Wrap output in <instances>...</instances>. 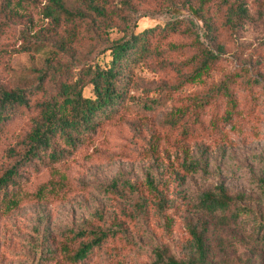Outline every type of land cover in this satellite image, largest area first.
Returning <instances> with one entry per match:
<instances>
[{"label": "rangeland", "instance_id": "1", "mask_svg": "<svg viewBox=\"0 0 264 264\" xmlns=\"http://www.w3.org/2000/svg\"><path fill=\"white\" fill-rule=\"evenodd\" d=\"M240 1L247 16L234 27L211 4L207 36L178 0H107L108 17L56 28L39 13L42 0H0V87L38 85L36 100L54 91V70L75 74L99 61L120 30L156 27L154 53L122 81L116 113L66 159L26 171V192L44 189L40 199L0 207V264H151L157 249L185 261L193 255L189 228L203 222L211 264H264V229L251 216L222 225L198 207L201 193L222 184L264 217V0ZM170 21L178 28L165 34L159 26ZM204 50L218 59L198 71ZM226 81L233 107L213 94ZM173 111L184 113L175 126L165 122ZM30 126L22 110L0 132V175L22 153ZM91 229L112 234L74 260L88 241L75 233Z\"/></svg>", "mask_w": 264, "mask_h": 264}, {"label": "trees", "instance_id": "2", "mask_svg": "<svg viewBox=\"0 0 264 264\" xmlns=\"http://www.w3.org/2000/svg\"><path fill=\"white\" fill-rule=\"evenodd\" d=\"M42 1L39 13L49 20V26L55 28L61 23L82 20L89 14L108 17L107 0H81V7L72 4L70 0ZM178 1L202 22L207 36H211L214 31L213 21L207 12L212 3L216 2V5L225 8V25L234 27L247 16L244 3L240 0ZM178 24V21H170L159 27L163 33L172 34L177 30ZM155 29L153 27L129 33L127 29L120 30L121 36L110 41L102 51L99 61L85 65L75 74L68 70H54L57 71L53 74L54 91L43 99H35L34 90L38 85L11 90L0 87V132L17 111L24 110L31 125L20 141L22 153L0 175V207L14 208L24 202L40 199L44 189L37 190L35 194L26 192V171H37L45 165H53L66 159L94 132L100 121L116 113L124 101L122 81L136 62L145 60L154 53L150 41ZM61 43L60 41L58 45L63 46ZM204 51L203 58L198 62V71L214 64L218 59L209 50ZM37 78L43 80L44 76ZM87 87L90 88V95L84 94ZM213 94L229 97L231 107L234 106L235 101L228 90L227 81L219 84ZM208 100V97L199 99L198 104H205ZM183 116L184 113L173 111L167 115L165 122L175 126ZM188 130V127H184L183 134ZM244 200L243 194H228L220 184L199 195L198 207L206 215L217 217L222 225L236 222L240 215H246L256 221L257 229H264V217L259 216L254 207L241 205L240 202ZM206 231L205 222L199 229L197 226L189 228L193 255L187 260H177L166 255L164 250L157 249L154 253L155 260L151 264H211ZM110 234L112 233L109 230L100 229L80 230L75 233L79 238L87 237L88 241L79 246L73 259H83Z\"/></svg>", "mask_w": 264, "mask_h": 264}]
</instances>
